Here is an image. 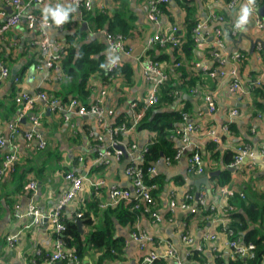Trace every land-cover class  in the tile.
<instances>
[{
  "label": "crops",
  "instance_id": "0c3cea01",
  "mask_svg": "<svg viewBox=\"0 0 264 264\" xmlns=\"http://www.w3.org/2000/svg\"><path fill=\"white\" fill-rule=\"evenodd\" d=\"M187 1L191 14L198 20L197 23L206 21L205 32L207 29L212 31L215 28H220L223 32L222 47H214L207 35L203 43L195 47L192 57L186 59L187 66L194 64L189 67L188 71L196 72L198 68L202 70V65L214 66L216 64L214 56L218 53L224 58L222 66L224 74L216 75L214 79L210 78L211 85L197 86L195 91L182 94V98L188 99L191 106V111L185 112L190 114L188 118L197 129L191 134L189 148L179 158L170 163L165 162V159H159L155 163V170L152 174L156 176L158 183H153L155 184L153 189L154 210H157L160 217L156 218L149 213L141 212L134 224L130 226L120 224L115 215H110L113 228L112 238L113 240L121 239L124 245L119 259L110 258L105 260L104 264H130L131 261L135 264H144L145 250L141 249L140 244L133 239L132 234L135 232L151 236L155 238V242L159 241L154 244L147 243V247L155 246L158 254L164 253L168 248L176 251L174 256L157 260L159 264H175L176 261L188 264L202 263H196L188 258L192 251L205 253L207 256L205 261L210 264L214 263L215 258H219L217 256L222 258L224 264H228L229 261L234 262L237 258L240 259L232 255L227 245L229 238L227 231H232V229L229 227L230 218L226 212L225 214L223 211L215 212L204 218L197 212L189 214V212L177 210L170 220L166 217L168 216V200L171 195L179 201L188 190L195 194L194 180L210 172L208 168H205L206 171L204 170L202 174L188 171L187 158L191 150L197 151L204 160V166L207 167L211 159L210 153L206 151V145L211 140L217 143L218 150L215 169L212 171L219 170L220 172L224 168L228 170L227 167L231 162L228 165L223 162L224 155L227 153L238 154L239 149L244 148L251 155H243L240 163L235 165L236 170H229L232 175L231 182L224 186L228 191L226 195H220L217 190L209 191L205 187L200 188V191L206 189V204L220 207L226 204L231 193L238 194L241 198L246 197L259 207L264 206V97L260 94L254 96L256 88L264 89V48L262 46L264 16L260 15L259 6L255 5L263 27H258L255 16L252 14L246 30H237L235 34L230 35L228 32L244 0H235L232 6H229L231 0ZM28 2L29 0H21L22 8L29 9L36 15H43L42 10L45 5L71 4L68 0H44L30 6ZM91 2L92 7L102 4L109 12H122L130 18L133 25L131 35L125 38L129 52L121 51L116 54L121 64L123 63L122 65L132 66L133 75L129 81L120 73L113 75L102 99L105 125L109 126L114 124L118 113L126 112L131 117L133 111L130 103L143 99L148 94L150 84L143 79L138 57L151 55L147 51L153 49V57L161 51L167 53V61L163 64L165 67L173 60L171 48L160 46L158 42L150 43L149 39L158 31L163 32L172 26L177 27L175 32L178 30L181 32L186 12L180 10L176 3L170 0L167 2V11L171 15L161 13L157 25L147 16L148 0H91ZM1 8L6 13L13 11L9 0H0ZM76 9L77 11L71 14L70 22L59 27L53 23L47 28V34L55 44L60 45L58 38H61V35L76 30L83 32L86 39H99L106 46L105 63L107 66L111 57L114 56L105 38V33L108 32L105 29L93 27L90 19L82 15L83 9L86 10L84 7H76ZM35 33L20 22L6 29L0 37V61L8 67V75L0 81V134L4 136L9 135V124L13 123L18 116V107L14 100L18 91L34 95L39 90L56 91L59 89V84L50 72L35 68V63L40 59L39 50L32 43ZM255 40L259 41L252 47V42ZM236 52L242 55L240 60L230 57ZM233 70L240 84V89L236 91H231L229 88ZM206 92H210L214 99L216 108L213 112L207 110L203 98ZM96 95L97 88L90 92L85 103H91ZM184 106V100L174 99L171 103H163L157 110L179 112ZM203 107H206V110H203ZM232 108L238 110L236 115H230ZM31 114L39 120L37 128L45 138L46 146L37 149L33 144H29L22 134H19L13 142H8L0 149V169L4 155L12 150L17 155V162H15L19 164L14 172L8 171L0 177V264H46L47 254L54 251L56 239L61 238L63 231L57 232L54 224L47 219H44L41 224L31 223L32 218L25 215V210L29 203L36 205L44 213L53 208L65 190L69 188V182L64 178L66 170H73L76 174L85 176L81 190L63 208V215L73 220L76 217V210L83 206L81 204L86 205V200H89L93 194L90 186L92 179L104 180L102 191L96 192L101 210L105 207L102 204L109 200L108 191L111 186L131 189V179L124 171L125 165L133 158L131 156L147 146L151 139L149 131L135 128L129 132L127 137L120 135V139L125 145L129 141H134L136 151L131 152L130 149H126L127 156L123 154L120 160L114 159L107 164L95 162L97 150L92 138L85 131L88 125L93 126L94 118L91 114L82 117L72 114L66 121L40 99L35 102ZM230 123L234 124L232 132L225 129ZM19 124L22 130L30 128L28 117L24 121L19 120ZM73 132L78 133L74 135ZM171 138L177 148L178 137L173 133ZM211 163L214 164L212 161ZM98 166L100 167L94 170V167ZM31 178L37 182L34 191L24 187ZM180 179L183 180V184L178 183ZM199 210L200 208L197 211ZM105 220L99 215L91 223L83 221V233L79 232L82 239L86 240L92 231L104 227ZM252 226L254 227V224H250L249 228ZM208 232L216 237L210 240L205 239L204 235ZM12 234L18 235L17 240L10 244L8 236ZM185 234L191 236L194 244H199L202 248L196 250L188 246L182 238ZM241 238L243 239V236ZM38 249L40 253H37ZM104 249L105 246L98 247L89 244L83 256L81 258L77 256L78 264H95ZM241 259L245 261V258ZM56 264L74 263L67 259H60Z\"/></svg>",
  "mask_w": 264,
  "mask_h": 264
},
{
  "label": "built area",
  "instance_id": "2783aa9c",
  "mask_svg": "<svg viewBox=\"0 0 264 264\" xmlns=\"http://www.w3.org/2000/svg\"><path fill=\"white\" fill-rule=\"evenodd\" d=\"M44 0H29L28 5L30 4H39ZM74 7H84L86 10L92 8L91 0H68ZM170 0H148L147 2V16L148 18L155 24H157L160 12L158 8L159 3H167ZM235 3V0H231L229 6H232ZM9 4L13 7V11L10 13H6L4 9H0V37L2 33L13 26H16L20 22H23L28 30L35 31L34 39L32 43L37 47L40 53V59L35 63V68L44 69L47 72L58 73L60 72L59 68V58L61 54V45L55 44L47 34V28H49L53 22L49 20H44L43 15H36L29 9H23L21 0H9ZM102 8V4L99 5ZM258 27H263V22L257 14V10L253 12ZM158 25V24H157ZM206 21L198 22L193 28V40L197 46H200L205 40V36L213 42L214 47H222L223 46V32L220 28H215L212 31L205 32L206 29ZM177 30L176 26H172L168 30L163 32H157L153 34L149 39L150 43L158 42L161 46H164L167 43L175 44V36L174 33ZM236 29L234 24H232L229 34H235ZM105 38L108 42L109 47L111 48V52L114 54L111 57L109 63L106 66V72L111 73L108 77H113V72L121 65V61L119 57L116 55L118 52L126 51L129 52V48L126 45L125 38L120 34H111L105 33ZM260 46L258 45V49ZM234 58V60H240L242 55L240 53H234L230 56ZM214 58L218 61V66L216 69L212 70L209 74L211 76L224 74L222 70V66L224 64V58L215 53ZM138 62L142 67L143 79L146 83L150 84L148 94L145 98L140 100H134L130 103V108L133 111L131 115V123L130 125L125 124H116V126L105 125L104 115L105 112L101 106L103 96L106 92V84L103 81H99L96 75H93L90 83L91 92L97 88V95L89 103L88 105L84 104L82 101L77 100L76 98H71L68 102L62 103L56 97L49 95L46 91L39 90L34 95H31L25 91H18L15 95L14 100L17 104V119L9 124V135L4 136L0 134V149L7 144L8 142H13L17 135L22 134L23 138L29 143L33 144L37 149H42L46 146V140L39 133L37 126L39 125L38 118L31 114V111L34 107L35 102L40 99L41 101H45L50 109L56 113H59L64 120H68L69 116L72 114L77 115L78 117H82L87 114H91L94 118L93 126H87V134L92 138L94 142V146L97 150L96 161L109 163L111 160H120L123 156L126 149H130L131 152L136 151V143L134 141H129L126 145L120 139V135L123 137L129 136V132L133 129L137 128V124L139 119L142 117L143 112L146 107L149 105L155 104L158 101L157 97V88L159 84L165 81L168 78V73L165 71L164 65L160 62L154 60L153 58L143 55L138 57ZM201 67V66H200ZM208 68L205 65H202V70H207ZM8 75V67L0 61V81ZM233 76L232 81L230 82V90L236 91L240 89V84L235 77V71L231 72ZM65 75L62 73L60 76H56L57 78H63ZM68 79V77H65ZM195 91V90H191ZM204 101L209 112H213L215 110V102L210 93L204 94ZM142 102L143 106L137 110L138 103ZM238 110L236 108H232L230 110V115H236ZM29 118L30 120V128L26 130H22V126L19 124V120L22 118ZM182 117L184 122L181 126L176 130V134L179 140V143L176 148V153L174 155V159L180 157V155L185 152L190 146V138L191 134L197 129L196 125L190 122L189 116L186 112H182ZM73 128V124L71 125ZM99 128V130H98ZM228 130V127H225ZM10 140V141H9ZM115 144L121 145L122 147L118 148ZM147 150V146H144L138 153L132 155L127 164L125 165L124 171L125 174L128 175L131 179V189L111 186L108 191L109 200L106 203H103V206L107 205H115L121 201L132 202L133 209H141L143 212L149 213L153 217L159 218V214L157 210H152L154 206V199L152 195V190L155 188V184L147 183L144 180L143 168L141 166L144 152ZM128 154V153H127ZM245 154H250L246 149L240 148L239 153L233 159V162L230 164L235 166L240 163L242 160V156ZM251 155V154H250ZM129 157V155H128ZM17 159V155L14 150L7 152L4 155L1 169H0V177L2 174L11 171L14 162ZM165 162L170 163L171 158H166ZM155 163H152L147 167L148 172H153L155 170ZM187 166L188 171L194 172L196 174H202L204 172V160L202 156L194 150H191L188 158H187ZM64 178L69 182V188L65 190L62 196L58 199L56 205L51 208L47 212H42L38 209L36 205L31 203L28 204L25 215H28L32 218L31 223L41 224L44 219L50 220L57 232L64 231L65 224L62 221L63 216V208L74 198V196L81 190L82 184L85 176L81 174H76L73 170H66L64 173ZM37 182L35 179H29L25 183V188L34 191L36 189ZM90 186L94 191H102L104 186V180L101 178H95L90 181ZM209 189V188H207ZM218 193L222 196L226 195L228 191L224 187H219L217 189ZM231 194V193H230ZM229 194V195H230ZM204 206L211 212H226L225 204L218 207L213 204H206V189L201 190L197 195L192 192H185L182 195L181 200H176L173 195L168 200V216L169 220L171 216L177 211H186L189 213H196L198 207ZM76 217H80L81 213L76 212ZM228 236L232 234V231H227ZM18 234H12L8 236V243L13 244L17 240ZM134 240H136L140 244V248L145 250L144 253V264H156L157 260L160 258L174 256L176 251L168 248L164 253L158 254L156 252L155 246L147 247V243H158L155 242V238H151L146 234L141 232H135L132 234ZM216 236L208 232V234L204 235L205 239H214ZM183 240L187 243L188 246L200 250L202 248L199 244H194L193 238L188 236L187 234L182 235ZM228 247L232 251V255H236L239 258H247L253 255L254 244L252 242H243L241 236H236L233 238H228L227 241ZM37 253H40V250H37ZM177 257V256H176ZM220 257V256H217ZM60 259H67L72 261L74 264L79 263V259L74 254L73 250H64V241L62 238L56 239V248L50 254H47V262L46 264H56V262ZM175 264H188L185 262L176 261ZM191 264V263H189ZM200 264H210L205 261ZM219 264H224L223 261H220Z\"/></svg>",
  "mask_w": 264,
  "mask_h": 264
},
{
  "label": "trees",
  "instance_id": "16d2710c",
  "mask_svg": "<svg viewBox=\"0 0 264 264\" xmlns=\"http://www.w3.org/2000/svg\"><path fill=\"white\" fill-rule=\"evenodd\" d=\"M173 1L180 10L186 12L183 18V28L181 29V32L178 30L174 33L175 44L167 43L163 46L172 49L173 60L166 67L164 66L165 71L168 73V78L159 84L157 88V103L145 108L143 115L137 124L138 130H147L151 133V139L147 144V150L144 152L141 163L144 180L149 184L157 182L156 176L153 175L152 172L150 173L147 171L149 165L159 159H166L168 157L171 158V161L174 160L176 146L171 138V134H176V130L184 122L182 112L187 110L191 111L188 99L182 98V94L195 90L197 86L202 87L205 85H211L210 78H216L199 68L196 72L188 71L189 67L194 65L190 64L187 66L186 59L192 57L196 47L193 40V28L198 20H196L191 14L187 0ZM263 3L264 0H256V6L260 7ZM158 8L160 14L165 13L168 16L171 15L167 11L168 3H159ZM82 15L87 19H90L93 23V27L96 29H105L111 34H120L124 38L131 35L133 25L130 22V18L126 17L120 11L109 12L104 6L103 8L96 6L89 10L83 9ZM58 40L61 42V54L58 61L60 72L55 73L51 70L50 74L59 84V89L56 91H44L49 95L58 98L62 103L68 102L71 98H76L85 103L91 92L90 83L93 75H96L97 79L103 81L106 86L111 79L108 77L111 73L106 72V46L97 38L86 39L85 34L77 30L75 32L64 33L61 35V38H58ZM159 48L161 49V47ZM147 52L151 54L147 56L160 62L162 65L165 64L164 61H167V53L161 51L157 56L153 57V49ZM122 64L113 72V75L120 73L129 81L133 75L132 66L130 64ZM216 64L218 63L216 62ZM62 73L65 77H68V79L63 77L57 78L56 80V76H60ZM258 94L264 97V89L256 88L254 90V96ZM174 99L185 101V106L182 111L165 112L157 110L163 103H171ZM85 104L88 105L89 103ZM142 106L143 103L139 102L137 110ZM189 115L190 114L188 113V116ZM130 123V115L126 112H121L116 114L113 126H116V124H125L128 126ZM227 127L228 132H232L234 124L230 123ZM86 128L87 127H85V131H87ZM73 133L76 135L78 132ZM206 151L210 153V159L214 164H212L211 161H208L206 165L207 167L205 168L212 171L215 169L214 166L217 161V143L213 140L208 142L206 145ZM234 154V152H230L224 155L223 162L225 165L233 162V159L236 156V154ZM16 162L13 164L10 172H14L17 167H19V164ZM99 167L100 166L96 168L94 167V170H97ZM231 175L232 173L224 168L218 175L210 177L211 187L209 188V191L217 190L219 187H224L226 184H229L231 182ZM178 183L183 184V180H178ZM92 191L93 194L89 200H86V205L85 203L81 204L83 206L78 208L76 212L81 213L79 218L85 223H91L95 217L101 215L106 219L104 227L92 231L89 237L86 240H83L73 220L63 215L62 221L65 224V229L61 238L64 241L65 248L68 251L73 250L74 254L80 258L83 256L89 244L98 247L105 246L103 253L98 256L95 263L104 264V261L107 259H119L122 246L124 245L121 239L113 240L112 238L113 228L110 215H115L120 224L132 226L135 219L143 211L141 209H133L131 207L132 202L126 201H121L115 205H107L101 210L96 191ZM153 193L154 191L152 190V195ZM227 199L228 201L225 204V209L226 215L230 218L229 227L232 229V234L229 235V238L231 239L241 235L243 236V242L254 243L252 256L245 258V261L241 258H237L234 262L229 261L228 264H244L245 262L246 264H264V206L259 207L256 203L249 199L247 200L246 197L241 198L238 194H230ZM198 208H200V210L197 211V213L201 214L204 218L215 213L209 211L204 206ZM154 209L155 207L153 206L152 210ZM250 224H254V227L252 226V228H249ZM206 257L205 253L192 251L188 258L196 263H200L205 261ZM220 261H223L222 258H215L213 264H219ZM156 264H159V262Z\"/></svg>",
  "mask_w": 264,
  "mask_h": 264
},
{
  "label": "clouds",
  "instance_id": "9594fccd",
  "mask_svg": "<svg viewBox=\"0 0 264 264\" xmlns=\"http://www.w3.org/2000/svg\"><path fill=\"white\" fill-rule=\"evenodd\" d=\"M256 0H244L234 21V27L238 30H246V26L250 22V18L255 10ZM44 20H51L56 26L64 25L70 22L71 14L77 9L71 4L57 3L54 6L49 4L43 7Z\"/></svg>",
  "mask_w": 264,
  "mask_h": 264
},
{
  "label": "water",
  "instance_id": "95a60500",
  "mask_svg": "<svg viewBox=\"0 0 264 264\" xmlns=\"http://www.w3.org/2000/svg\"><path fill=\"white\" fill-rule=\"evenodd\" d=\"M258 11H259L260 15L264 16V3L259 7ZM83 25H85V24H83ZM258 41L259 40L253 41L252 42V47ZM262 46L264 48V43H262ZM149 47H152V46L149 45ZM203 110H206V107H203ZM24 120H25V118H22L21 119V121H24ZM115 145L118 148L122 147L121 145H118V144H115ZM124 156H127L126 151L124 152ZM227 168H228V170H231V171H235L236 170V166H232V165L228 166ZM218 173H219V170L210 171L206 175L200 176L199 178L195 179L194 180V185H195V188H196L195 189L196 190L195 195L198 194L199 189L201 187L209 188L210 187V184H209L210 177H212L214 175H217ZM73 222L75 223V225H76L77 229L79 230V232L83 233V229H82L83 222H82V219H80L78 217H75V218H73ZM64 249H66V248L64 247ZM130 264H135V262L134 261H131Z\"/></svg>",
  "mask_w": 264,
  "mask_h": 264
},
{
  "label": "rangeland",
  "instance_id": "374dc122",
  "mask_svg": "<svg viewBox=\"0 0 264 264\" xmlns=\"http://www.w3.org/2000/svg\"><path fill=\"white\" fill-rule=\"evenodd\" d=\"M212 42V41H211ZM213 43V42H212ZM215 59V58H214ZM216 60V59H215ZM216 62H218L217 60H216ZM208 69L207 70H203V71H205V72H208V73H210V72H212V70H214V69H216L217 68V66H218V64L217 65H214V66H209V65H205ZM206 93H210V92H206ZM211 94V93H210Z\"/></svg>",
  "mask_w": 264,
  "mask_h": 264
}]
</instances>
